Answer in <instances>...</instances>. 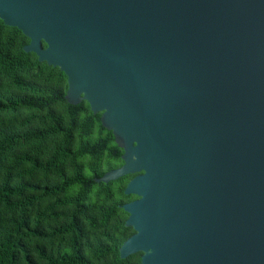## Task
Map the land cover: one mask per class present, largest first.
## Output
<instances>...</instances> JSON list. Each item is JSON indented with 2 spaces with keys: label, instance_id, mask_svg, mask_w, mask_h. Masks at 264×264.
Returning a JSON list of instances; mask_svg holds the SVG:
<instances>
[{
  "label": "water",
  "instance_id": "95a60500",
  "mask_svg": "<svg viewBox=\"0 0 264 264\" xmlns=\"http://www.w3.org/2000/svg\"><path fill=\"white\" fill-rule=\"evenodd\" d=\"M122 150L140 264H264V0H0ZM43 44L45 47L43 48Z\"/></svg>",
  "mask_w": 264,
  "mask_h": 264
},
{
  "label": "trees",
  "instance_id": "16d2710c",
  "mask_svg": "<svg viewBox=\"0 0 264 264\" xmlns=\"http://www.w3.org/2000/svg\"><path fill=\"white\" fill-rule=\"evenodd\" d=\"M28 43L0 21V264H139L119 257L134 175L93 181L122 166V150Z\"/></svg>",
  "mask_w": 264,
  "mask_h": 264
},
{
  "label": "flooded vegetation",
  "instance_id": "af4514ba",
  "mask_svg": "<svg viewBox=\"0 0 264 264\" xmlns=\"http://www.w3.org/2000/svg\"><path fill=\"white\" fill-rule=\"evenodd\" d=\"M133 235V234H132ZM136 255H139V258H140V256H141V254L140 253H137ZM140 264V263H139Z\"/></svg>",
  "mask_w": 264,
  "mask_h": 264
}]
</instances>
